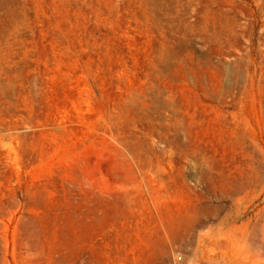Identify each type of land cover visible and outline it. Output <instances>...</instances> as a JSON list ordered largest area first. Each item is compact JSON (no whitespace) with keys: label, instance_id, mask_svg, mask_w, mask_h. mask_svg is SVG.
<instances>
[{"label":"rangeland","instance_id":"obj_1","mask_svg":"<svg viewBox=\"0 0 264 264\" xmlns=\"http://www.w3.org/2000/svg\"><path fill=\"white\" fill-rule=\"evenodd\" d=\"M0 264H264V0H0Z\"/></svg>","mask_w":264,"mask_h":264},{"label":"built area","instance_id":"obj_2","mask_svg":"<svg viewBox=\"0 0 264 264\" xmlns=\"http://www.w3.org/2000/svg\"><path fill=\"white\" fill-rule=\"evenodd\" d=\"M177 259H180L181 258V256L179 255V254H176V256H175Z\"/></svg>","mask_w":264,"mask_h":264},{"label":"bare ground","instance_id":"obj_3","mask_svg":"<svg viewBox=\"0 0 264 264\" xmlns=\"http://www.w3.org/2000/svg\"><path fill=\"white\" fill-rule=\"evenodd\" d=\"M199 1V0H198ZM193 6V5H192ZM198 13V12H197ZM194 14H196V13H194ZM196 17V16H195ZM196 25V24H195ZM196 219V218H195ZM197 220V219H196ZM194 223H195V220H194ZM196 223H197V221H196ZM206 232V231H205ZM202 233H204L203 231H202ZM201 233V234H202ZM205 235V234H204Z\"/></svg>","mask_w":264,"mask_h":264}]
</instances>
